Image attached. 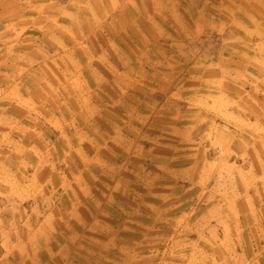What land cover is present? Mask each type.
Returning a JSON list of instances; mask_svg holds the SVG:
<instances>
[{
	"label": "rangeland",
	"instance_id": "374dc122",
	"mask_svg": "<svg viewBox=\"0 0 264 264\" xmlns=\"http://www.w3.org/2000/svg\"><path fill=\"white\" fill-rule=\"evenodd\" d=\"M18 1L0 264H264V0Z\"/></svg>",
	"mask_w": 264,
	"mask_h": 264
},
{
	"label": "crops",
	"instance_id": "0c3cea01",
	"mask_svg": "<svg viewBox=\"0 0 264 264\" xmlns=\"http://www.w3.org/2000/svg\"><path fill=\"white\" fill-rule=\"evenodd\" d=\"M27 1H39V0H20V2H27ZM16 2H19L18 0H16ZM50 2V0H43V3H45V5H47ZM12 0H0V8L2 5H11ZM75 9H79V7H74ZM93 17V16H92ZM12 19V17L10 18V20ZM88 19H91V16L88 15ZM59 253V251L57 252ZM8 264H41V262L39 261L38 258H21L19 260H13L10 259L7 261ZM44 264V262H43Z\"/></svg>",
	"mask_w": 264,
	"mask_h": 264
}]
</instances>
